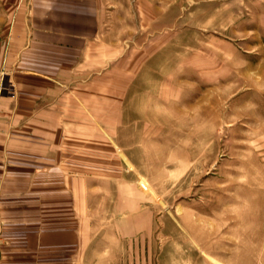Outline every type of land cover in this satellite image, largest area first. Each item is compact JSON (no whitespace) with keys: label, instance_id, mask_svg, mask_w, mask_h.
<instances>
[{"label":"rangeland","instance_id":"rangeland-1","mask_svg":"<svg viewBox=\"0 0 264 264\" xmlns=\"http://www.w3.org/2000/svg\"><path fill=\"white\" fill-rule=\"evenodd\" d=\"M97 7L56 110L80 168L90 139L81 261L264 264V0ZM0 48L1 95L16 60Z\"/></svg>","mask_w":264,"mask_h":264},{"label":"crops","instance_id":"crops-1","mask_svg":"<svg viewBox=\"0 0 264 264\" xmlns=\"http://www.w3.org/2000/svg\"><path fill=\"white\" fill-rule=\"evenodd\" d=\"M97 4L0 0V12L14 13L0 20V46L16 60L11 90L0 95V264H83L80 253L95 251L79 179L90 170V139L80 168L78 127L64 131L56 110L99 28Z\"/></svg>","mask_w":264,"mask_h":264},{"label":"bare ground","instance_id":"bare-ground-1","mask_svg":"<svg viewBox=\"0 0 264 264\" xmlns=\"http://www.w3.org/2000/svg\"><path fill=\"white\" fill-rule=\"evenodd\" d=\"M256 134V133H255Z\"/></svg>","mask_w":264,"mask_h":264}]
</instances>
